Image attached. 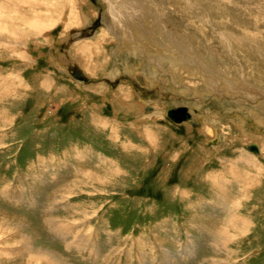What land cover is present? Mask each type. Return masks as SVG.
<instances>
[{
  "label": "rangeland",
  "instance_id": "obj_1",
  "mask_svg": "<svg viewBox=\"0 0 264 264\" xmlns=\"http://www.w3.org/2000/svg\"><path fill=\"white\" fill-rule=\"evenodd\" d=\"M33 1L18 7L41 10ZM86 1L85 11L97 13L72 19L68 30L55 22L51 43L39 34L0 47V264H264V171L232 115L264 119V0H112L123 17L144 10L146 38L175 41L182 78L165 55L162 67L151 61V44L149 57L121 49L107 0ZM191 51L202 74L185 73L195 71ZM68 58L90 82L71 76ZM122 89L151 106L146 116L159 114L149 124L156 145L136 124L142 114L120 110ZM183 106L192 113L186 120L167 115ZM222 123L236 139L228 146L234 136L223 137ZM244 123L248 142L264 147V125ZM212 125L220 138L209 142ZM240 147L250 153L236 164L258 178L229 173ZM257 160L264 167V156Z\"/></svg>",
  "mask_w": 264,
  "mask_h": 264
},
{
  "label": "bare ground",
  "instance_id": "obj_2",
  "mask_svg": "<svg viewBox=\"0 0 264 264\" xmlns=\"http://www.w3.org/2000/svg\"><path fill=\"white\" fill-rule=\"evenodd\" d=\"M7 2H5L4 0L0 1V47L6 48V47H11V48H17L16 45L18 42H21V39H31L34 35L38 36L39 34H41L45 39V43H51L53 40V26L56 24L55 22H59L62 23L64 26V29H67L68 27L71 28L72 27V23L71 20L72 19H76V17L80 16L83 21H86L89 19L90 16L94 15L95 13H97L96 11L91 15L88 11H85L84 6L87 5L89 6V9L91 8V6L87 3L86 0H41L40 3H42L41 6V10L39 11H35V9H33L35 12H32L31 10L28 11H22L21 9H19L20 7V3H25L27 4L26 6H28L30 4V2H32L33 0H6ZM37 1V0H36ZM35 1V2H36ZM89 1V0H88ZM20 2V3H19ZM19 3V4H18ZM34 3V1H33ZM38 3V2H36ZM34 3V4H36ZM39 3V4H40ZM126 3H130V2H126ZM32 4V3H31ZM32 4V5H34ZM107 4H108V8L109 11V17H112V21H111V26L113 27L112 30L110 31L111 35H113V37H115L117 39V41L119 42V46H122L121 49H125V50H131L134 52V55L137 54V56H145V55H150L152 53L151 49H150V45H153V47H155V50L157 51V57L153 56L151 61L153 63H155L156 65H158L157 67H162L163 66V60L165 61V58H162V54L166 56L167 61L169 63V65H171L170 69H171V73L174 76H178L180 75V77L182 78L181 74L182 71L181 69L185 67V63L180 61L181 59L179 58L180 56L182 57V55L178 52V50L176 49L175 46L176 43H174L175 41L172 40L170 41L171 43H169L168 41H166L167 44L162 43L161 40L163 39H172V38H167L164 37L162 35H159L158 39L156 37H154L153 35H148L149 37L146 38L147 33L145 34V32L143 31L142 34V27L143 25H145L143 23V21H145L143 14H144V10L141 9L140 7H138L134 12H132V15H129L128 17H123L122 14H120L121 10L125 9L120 7L119 5H117L115 3V1L113 2L112 0H107ZM19 5V7H18ZM31 5V6H32ZM38 5V4H36ZM138 5V4H137ZM140 5V3H139ZM30 6V5H29ZM28 6V8H29ZM39 6V5H38ZM37 6V7H38ZM132 6V5H131ZM134 6V5H133ZM136 6V5H135ZM142 6V5H141ZM22 7V6H21ZM36 7V6H34ZM33 7V8H34ZM137 7V6H136ZM135 7V8H136ZM24 8V7H23ZM27 8V9H28ZM39 8V7H38ZM127 8V7H126ZM30 9V8H29ZM131 9V8H130ZM24 10V9H23ZM26 10V9H25ZM59 10V12L57 11ZM52 11H56V16L55 17H48L47 14L52 12ZM124 12V11H123ZM122 12V13H123ZM124 14V13H123ZM124 16H126L124 14ZM57 18L59 20H57ZM143 25H142V23ZM70 23V26H69ZM82 23V22H81ZM80 23V24H81ZM149 24V22H148ZM146 24V25H148ZM77 25V24H76ZM168 25V24H167ZM165 25V26H167ZM170 25V24H169ZM79 26V24L77 25ZM76 27V26H75ZM68 28V29H69ZM67 29V30H68ZM146 30V29H145ZM150 30V29H149ZM148 30V32H149ZM179 31V30H178ZM151 32V30H150ZM176 32V31H175ZM172 33V32H170ZM151 34V33H150ZM158 34V32H157ZM161 34V33H160ZM164 35V34H163ZM172 35V34H170ZM174 35V33H173ZM224 35V34H222ZM221 36V35H220ZM223 37V36H221ZM232 38V37H231ZM161 39V40H160ZM229 39V38H228ZM103 40V39H102ZM104 41V40H103ZM232 42V41H231ZM43 43V42H42ZM27 44V43H26ZM37 44V43H36ZM228 44V43H227ZM232 44V43H231ZM90 45H92L91 43H81L79 45V47H83V51L85 49H88L87 52H89L90 55H93L94 52L92 53V50L89 49ZM37 47V45H36ZM147 47V48H146ZM233 47V46H232ZM97 49V48H96ZM164 49V50H163ZM189 49V48H188ZM191 49V48H190ZM119 50V49H118ZM163 50V51H162ZM82 51V52H83ZM99 51V50H98ZM101 51V50H100ZM150 51V52H148ZM193 51V50H192ZM192 51L190 53H192ZM130 52V51H129ZM159 52V53H158ZM171 52V53H170ZM92 53V54H91ZM118 53V52H117ZM189 53V52H188ZM234 53V52H233ZM88 54V55H89ZM194 53H192L191 55H193ZM104 55V54H103ZM103 55L101 56V58L103 57ZM155 55V54H153ZM184 55V54H183ZM188 55V54H187ZM203 55V54H202ZM86 56V55H85ZM98 56V54H97ZM145 56V57H147ZM175 56V58L178 60L173 61L171 60L169 57ZM189 56V55H188ZM149 57V56H148ZM178 57V58H177ZM194 59H191L192 62L195 64V71H192V69H187V71L185 72L186 74H188L189 76L193 75V74H199V70L202 74V70L200 68V66L202 65L201 62L199 61V59L196 57V54H194ZM91 58V56H90ZM105 58V57H103ZM172 57V59H175ZM143 59V58H142ZM162 59V60H161ZM100 60V59H99ZM104 61V60H103ZM196 61V63H195ZM190 62V63H192ZM103 63V62H102ZM165 63V62H164ZM155 65V66H156ZM79 66V65H78ZM166 66V65H165ZM226 66V65H225ZM80 67V66H79ZM221 67V66H220ZM232 67V66H231ZM81 68V67H80ZM226 68V69H225ZM82 69V68H81ZM159 69V68H158ZM157 70V69H156ZM165 70V69H164ZM222 71H225L226 74H228L230 72V69L227 67H221ZM117 72V71H116ZM225 74V75H226ZM240 74V73H239ZM242 77V81H250L249 77H246V75H239ZM200 77V76H199ZM229 77H235L238 78V75L234 76L233 74L230 75H226L225 78H229ZM203 79H205L204 76H202ZM201 78V79H202ZM173 79V78H172ZM256 79V78H255ZM176 80V79H175ZM253 80V79H252ZM204 82H206L205 80H203ZM202 81V82H203ZM203 82V83H204ZM46 83V82H45ZM202 83V84H203ZM209 86V85H208ZM190 87V86H189ZM190 89V88H189ZM209 89V88H208ZM123 90V89H122ZM124 91V90H123ZM129 91H124L123 95H126L127 97H130ZM197 93V92H196ZM106 94L102 93V96L105 97ZM133 95V94H132ZM197 95V94H196ZM116 97V96H115ZM119 97V96H118ZM124 98V97H123ZM124 99H120L117 100L120 102L121 105L124 106L121 107L122 109H120L121 111H123V114H130L132 116H134L135 112L139 115L142 114V118L139 121H136L139 126L144 127L146 126L147 129V134L149 135V139L151 140V144L152 145H156V143L158 142V139L160 138L155 137V132H158L155 130V128L153 127V129L150 128V122H154L157 121V119H160L159 114L158 113H154V114H150L149 116H146L148 114L142 113V111L145 109V103H139L138 101L134 100L132 98V96L129 98L131 100H127L126 101ZM134 100V101H133ZM105 103H108L109 105L108 108L109 109H113L116 111L119 110L120 106L118 105H114L111 102L108 101L107 97L106 99H104ZM103 101V102H104ZM113 101V100H112ZM140 101V100H139ZM114 103V102H113ZM151 107V106H149ZM149 109V108H147ZM174 110H176L177 112H179V110L182 109H186V111L188 112L189 116L186 118H181L180 120H174L176 122H182L184 120H186L187 118H189L190 116H192V113L189 111V107H177V108H173ZM230 110H232V108H230ZM194 111H199L197 109H194ZM264 111V109L262 110ZM176 112V113H177ZM233 112H235L233 110ZM119 114V113H118ZM209 114V113H208ZM244 114V113H243ZM158 115V116H157ZM235 116V121H234V125L236 127H234L235 129H237L238 131H240V136H241V140L243 141V143H248V145L250 144H254L256 146V150L255 153L250 156V152H248L244 147H240L241 149L236 150V152H238L239 154L236 155V157L234 158H229L227 164H229L228 168L229 169V173L231 174H238V176H246L247 174L250 177H255L258 178L256 176H254L253 174H251V172H249L247 169L242 168L241 166H239L236 163H245L247 157H245L247 154H249V158L252 157L254 160V166L258 168L259 171H264V167L259 165V161L258 156L263 157L264 156V147L262 146V142L260 141V139H255L252 142H248L250 141L251 137L245 130V123L244 122H248V119H252V121L254 120V126L259 127L260 124L264 125V119H260V116L258 114H255V116H251L249 115L248 117L243 116V115H239L238 112H235L234 114H232ZM239 115V116H237ZM211 116V115H209ZM199 117V116H198ZM207 117V116H206ZM213 117V116H212ZM152 118V119H151ZM154 118V119H153ZM200 118V117H199ZM172 119V118H171ZM198 119V118H197ZM232 119V118H231ZM173 120V119H172ZM209 120V119H208ZM241 121V122H240ZM191 123H194L193 121H191ZM197 123V122H196ZM223 124V123H222ZM227 127H226V126ZM261 125V126H263ZM136 126V125H135ZM208 126V125H207ZM232 125L227 123V124H223V137L226 135L228 136H234L233 133V128L231 127ZM205 128V127H203ZM202 128V129H203ZM208 128V127H207ZM227 128V130H226ZM256 128V127H255ZM262 130V129H261ZM192 131V130H191ZM201 131V129H200ZM205 131V130H203ZM219 132L220 129L215 127L214 125L210 126L208 128V131L206 132L208 135V138H211L212 140H207L209 142H214L219 140ZM252 132V131H251ZM190 133V132H189ZM226 137V138H227ZM229 139V138H228ZM235 136L232 137V141H230L228 145H230L232 142H234ZM245 143V144H246ZM233 144V143H232ZM215 145V144H214ZM250 147V146H249ZM218 149V148H217ZM220 149V148H219ZM218 149V150H219ZM253 153V152H252ZM258 154V155H257ZM224 160V159H223ZM222 160V161H223ZM223 163V162H222ZM225 164V162H224ZM88 173V172H87ZM92 173V172H91ZM88 175V174H87ZM91 175V174H90ZM106 174H104L105 176ZM221 176V175H220ZM259 176V175H258ZM94 175H91V178L94 180ZM103 177V176H102ZM102 177H98V180H100L101 182L105 181L108 178H103ZM105 177H110L109 175H106ZM260 177V176H259ZM261 179V177H260ZM110 180V179H109ZM215 180V177L214 179ZM258 182L255 183H250L248 182V185L251 188H255L257 186ZM243 189H244V185H243ZM232 221V220H231ZM234 222V221H233ZM230 223V222H229ZM236 223V222H235ZM233 225V224H232ZM230 226V225H229ZM2 226V223L0 222V230ZM234 227V226H233ZM221 235V234H220ZM225 235V234H224ZM225 237V236H224ZM25 238L27 240H29L30 238L28 236H25ZM24 238V239H25ZM25 239V240H26ZM222 239V238H221ZM224 242V241H223ZM226 245V244H225ZM24 247H29L28 244L26 242H24ZM39 249V248H38ZM49 253V255L57 257V255L53 252V251H47ZM35 259H38L37 255H34ZM42 260V258L40 257V261ZM44 264H55L53 261H49V260H43Z\"/></svg>",
  "mask_w": 264,
  "mask_h": 264
},
{
  "label": "water",
  "instance_id": "obj_3",
  "mask_svg": "<svg viewBox=\"0 0 264 264\" xmlns=\"http://www.w3.org/2000/svg\"><path fill=\"white\" fill-rule=\"evenodd\" d=\"M68 59H66L65 62H67ZM64 64L66 65L68 71L70 72L71 76L74 79L86 83L90 82L89 77L84 73V71L78 66V64L75 61L69 59L67 64L66 63ZM146 108H150V107L147 106ZM176 112H177L176 110L170 109L167 111V115L173 120H180L181 118H186L189 116L186 109L179 110V112L177 113ZM249 146L252 150H256V146L254 144H250Z\"/></svg>",
  "mask_w": 264,
  "mask_h": 264
}]
</instances>
